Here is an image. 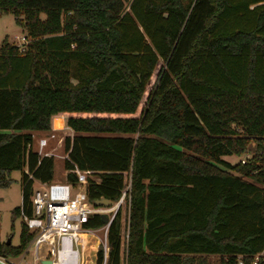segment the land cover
I'll list each match as a JSON object with an SVG mask.
<instances>
[{
    "label": "trees",
    "instance_id": "1",
    "mask_svg": "<svg viewBox=\"0 0 264 264\" xmlns=\"http://www.w3.org/2000/svg\"><path fill=\"white\" fill-rule=\"evenodd\" d=\"M1 14L26 39L0 45V188L22 173L12 219L54 176L32 132L67 130L63 169L93 172L90 204L129 184L124 249L118 207L87 264H264V0H0ZM251 146L248 163L223 159ZM32 237L22 222L0 258Z\"/></svg>",
    "mask_w": 264,
    "mask_h": 264
},
{
    "label": "built area",
    "instance_id": "2",
    "mask_svg": "<svg viewBox=\"0 0 264 264\" xmlns=\"http://www.w3.org/2000/svg\"><path fill=\"white\" fill-rule=\"evenodd\" d=\"M22 40L25 42V39ZM54 137L56 135L50 132L48 136L38 139L36 150L33 149L32 142L27 147L40 156H52L54 155L52 151H44V149L48 148L49 139ZM56 143L61 146L62 138L57 139ZM262 150L264 151V145ZM58 157L62 160L67 159L65 155H58ZM245 162V159L240 161L241 164ZM67 173L74 175L75 180L73 182L67 180ZM93 175V172L80 170L74 165L73 169H63V180H51L49 182L33 180L29 196L31 214L27 215L21 209L20 218L26 225L28 232L33 234L24 253L29 247L33 248L34 264H41L43 259H49L52 264H81L80 235L84 234L96 238L95 233L101 229L85 227V224L95 214H105L108 217V222L102 227L106 240L107 228L119 207V203L116 204V209L112 214L108 215L115 203L112 207H104L94 206L88 202L86 195L87 180H98ZM29 177L31 178V176ZM128 191L129 184L126 185L121 196L126 197L127 204L129 201ZM125 236L127 239V227ZM258 257L255 255L250 264H258ZM0 263L6 264L1 258ZM239 264L242 262L239 261Z\"/></svg>",
    "mask_w": 264,
    "mask_h": 264
},
{
    "label": "rangeland",
    "instance_id": "3",
    "mask_svg": "<svg viewBox=\"0 0 264 264\" xmlns=\"http://www.w3.org/2000/svg\"><path fill=\"white\" fill-rule=\"evenodd\" d=\"M25 37V30L21 25H18L14 17L11 14H1L0 15V45L3 40H6L9 44L20 46L21 49L22 39ZM26 40V39H25ZM26 43V42H24ZM49 133L42 134H33L32 145L33 149L36 150L37 141L41 137L48 136ZM55 134V133H54ZM71 132L67 130H60L56 133V137L49 139L48 148H45L44 151H52L54 155V178L58 180H63V160L58 157L64 156L62 145L59 146L56 143V140L59 138H64L67 135H71ZM253 146L250 147V151L242 154L241 156L231 155L224 156L223 159L231 164H236L241 160L245 159V163H248L252 160L253 157ZM21 171H12L9 175L11 183L7 188H0V242H5L10 238V243L12 246L19 245V235L22 220L20 217L12 219L11 212L14 208L20 207L21 205ZM264 187V185H263ZM121 201V202H120ZM119 203V208L121 209V221H122V233H121V249L123 250L126 243V218L128 212V204L126 197H121L116 203L115 208L112 209L108 215H111L112 212L116 209V204ZM95 247L102 246L106 249V240L104 238V228L99 229L96 233ZM90 239H83L84 243H88ZM89 244V243H88ZM90 245V244H89ZM90 247V246H89ZM82 250V249H81ZM89 250V249H88ZM82 253H86L82 250ZM90 254L92 252H89ZM33 248L29 247L26 254L22 257L20 261L19 258H10L6 260V264H16L20 261V264H32ZM261 256L264 258V254ZM208 264H220L218 256H209ZM88 260H91V257H88ZM85 263V262H84ZM2 264V263H0Z\"/></svg>",
    "mask_w": 264,
    "mask_h": 264
},
{
    "label": "water",
    "instance_id": "4",
    "mask_svg": "<svg viewBox=\"0 0 264 264\" xmlns=\"http://www.w3.org/2000/svg\"><path fill=\"white\" fill-rule=\"evenodd\" d=\"M94 204L96 205V206H104V207H112L113 205H114V203L112 202V201H110V200H108V199H105V198H100V199H98V200H96L95 202H94ZM118 204V203H117ZM118 206V205H117ZM102 219H103V221H104V223L106 224L107 222H108V217H107V215H105V214H102ZM10 238H8L6 241H5V243L8 245V244H10ZM41 264H52L51 263V261L49 260V259H43L42 261H41Z\"/></svg>",
    "mask_w": 264,
    "mask_h": 264
},
{
    "label": "bare ground",
    "instance_id": "5",
    "mask_svg": "<svg viewBox=\"0 0 264 264\" xmlns=\"http://www.w3.org/2000/svg\"><path fill=\"white\" fill-rule=\"evenodd\" d=\"M114 208H115V206L112 207V209H114ZM80 238H81V249L84 252H87L89 249L88 253H84V254L82 253V250H81V264H84L83 261H85V260H86V264H87V256L90 254L89 252H91L94 238H92V236L84 235V234H81ZM83 239H90L91 241H88V243H90V245L86 242V243H84V246H83Z\"/></svg>",
    "mask_w": 264,
    "mask_h": 264
},
{
    "label": "crops",
    "instance_id": "6",
    "mask_svg": "<svg viewBox=\"0 0 264 264\" xmlns=\"http://www.w3.org/2000/svg\"><path fill=\"white\" fill-rule=\"evenodd\" d=\"M22 43H24V41H23ZM58 131H60V130H55V129H54V130H53V133L56 134V133H58ZM42 133H43V132L35 131V132H32V135H33V134H42ZM54 162H55V161H54ZM53 180L56 181V180H58V179L54 178V176H53ZM89 244H90V243H89ZM88 251H89V250H88ZM88 251H87L86 253H88ZM25 254H26V253L23 252L22 255L19 256V257H20V261H21L22 257H23ZM19 257H17V258H19ZM1 259H3V260L5 261V263H7L6 260H7V259H10V258H1ZM20 261H18V263H16V264H20ZM83 263H84V261H83ZM88 263H89V261H88ZM32 264H34V254H33V256H32Z\"/></svg>",
    "mask_w": 264,
    "mask_h": 264
}]
</instances>
